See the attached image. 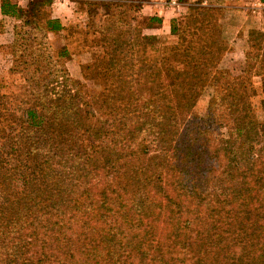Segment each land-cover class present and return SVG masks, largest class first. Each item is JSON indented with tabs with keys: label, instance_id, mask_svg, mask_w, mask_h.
Returning a JSON list of instances; mask_svg holds the SVG:
<instances>
[{
	"label": "trees",
	"instance_id": "16d2710c",
	"mask_svg": "<svg viewBox=\"0 0 264 264\" xmlns=\"http://www.w3.org/2000/svg\"><path fill=\"white\" fill-rule=\"evenodd\" d=\"M195 3L159 60L132 53L129 27L100 30L84 77L99 90L26 91L20 117L0 94V264H264V119L250 79L220 67L211 3ZM51 4L1 0L18 23L0 57L31 69L32 88L64 27Z\"/></svg>",
	"mask_w": 264,
	"mask_h": 264
},
{
	"label": "rangeland",
	"instance_id": "374dc122",
	"mask_svg": "<svg viewBox=\"0 0 264 264\" xmlns=\"http://www.w3.org/2000/svg\"><path fill=\"white\" fill-rule=\"evenodd\" d=\"M149 1L73 0V15L66 10L70 16L58 19L64 24L63 29L49 33L47 40L38 49L42 50V57L48 63V73L42 76L39 87L32 88L29 85L27 77L31 76V69L24 64H14L15 68L11 73L6 70V63H0V94L6 98L5 101L13 109L15 116H21L23 106L20 101L25 98L26 91L33 90L32 93H45L48 97H54L61 93L99 90L101 87L97 83L85 80V75L89 74L85 67L93 60L94 53L100 51V30L106 27L122 31L129 27L128 33L137 45L132 53L159 60L163 45L174 41L170 34L171 20H176L180 26L188 24L197 17V5L196 0H191L188 4L153 0L152 8H146L145 3ZM208 1L214 9L212 13L217 27L215 36L223 43L220 67L233 76L243 74L250 79V87L254 91L250 102L255 106L256 117L263 121L264 113L260 103L264 98V0ZM118 17L122 22L118 21ZM149 17L160 21L148 23ZM27 38L33 40L32 36ZM29 44L32 46V42ZM8 51L5 50L7 53ZM63 52L66 55L61 54ZM211 92L210 87L202 91L193 109L197 118H205ZM5 152L10 156L13 154L11 149Z\"/></svg>",
	"mask_w": 264,
	"mask_h": 264
},
{
	"label": "crops",
	"instance_id": "0c3cea01",
	"mask_svg": "<svg viewBox=\"0 0 264 264\" xmlns=\"http://www.w3.org/2000/svg\"><path fill=\"white\" fill-rule=\"evenodd\" d=\"M11 1L15 3L18 7L25 9L29 0H11ZM68 4H71V6H69ZM72 4H73V0H52V4L49 9L50 17L56 18V19H63L66 16L67 17L70 16V13L71 15H73V10H71ZM153 4H154V1L150 0L149 2L145 3V6L146 8H152ZM0 6H1V0H0ZM66 10H68L70 13H67ZM60 12H64L65 14H60ZM0 22H1L0 24H2L0 28L1 29L0 30V46L5 48L9 44H11L13 40V26L16 23H18V21L15 20L14 18L3 17L1 15V10H0ZM262 31L264 33V28L262 29ZM2 62L6 63V70L8 71L10 67L9 57L7 55L1 56L0 63Z\"/></svg>",
	"mask_w": 264,
	"mask_h": 264
},
{
	"label": "built area",
	"instance_id": "2783aa9c",
	"mask_svg": "<svg viewBox=\"0 0 264 264\" xmlns=\"http://www.w3.org/2000/svg\"><path fill=\"white\" fill-rule=\"evenodd\" d=\"M170 1H171V3H173V4L175 3V0H170Z\"/></svg>",
	"mask_w": 264,
	"mask_h": 264
}]
</instances>
